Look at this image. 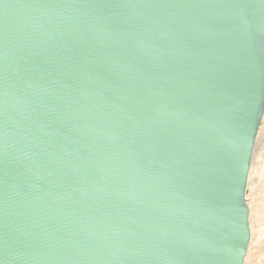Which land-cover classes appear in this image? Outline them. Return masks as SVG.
<instances>
[{
	"label": "water",
	"instance_id": "95a60500",
	"mask_svg": "<svg viewBox=\"0 0 264 264\" xmlns=\"http://www.w3.org/2000/svg\"><path fill=\"white\" fill-rule=\"evenodd\" d=\"M264 0H0V264H244Z\"/></svg>",
	"mask_w": 264,
	"mask_h": 264
},
{
	"label": "rangeland",
	"instance_id": "374dc122",
	"mask_svg": "<svg viewBox=\"0 0 264 264\" xmlns=\"http://www.w3.org/2000/svg\"><path fill=\"white\" fill-rule=\"evenodd\" d=\"M243 196L248 210L250 241L244 264H264V102Z\"/></svg>",
	"mask_w": 264,
	"mask_h": 264
}]
</instances>
